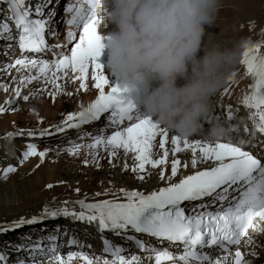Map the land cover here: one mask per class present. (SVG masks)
Returning a JSON list of instances; mask_svg holds the SVG:
<instances>
[{
  "label": "snow or ice",
  "instance_id": "obj_1",
  "mask_svg": "<svg viewBox=\"0 0 264 264\" xmlns=\"http://www.w3.org/2000/svg\"><path fill=\"white\" fill-rule=\"evenodd\" d=\"M52 3L53 0H38L32 5L27 3V0H7L10 16L0 23V35L7 34L4 39L11 41L13 37L7 20L14 21L22 56L4 65L3 71L10 72L15 68L16 72L21 74L19 82L13 87L14 97L0 104V113L16 111L18 98L27 101L29 95L22 94L21 89L33 81L43 78L45 90L47 85L51 84L59 91L62 89L59 81L62 78L67 80L70 70L73 74L71 80L79 83V89H88L90 85L87 81L91 72V87L98 90L95 99L87 107L81 106L79 111L68 112L59 124L40 129L39 135L53 136L56 133H64L66 129L79 128L81 124L99 120L101 114L110 113L108 119L117 130L107 136H92L91 143L87 145L70 141L72 146L66 151L79 155V150L85 148L89 150L92 160L85 158L84 164L95 163L99 167L98 148L102 147L107 151L110 164L112 159L118 156L119 150L123 149L125 156L128 153L133 154L137 163L131 170L138 173V179L145 178L146 166L153 169L159 167V180L165 183L164 186L147 193L125 188L113 191L109 188L103 193H95L94 196L110 194V198L89 201L85 194L82 199L61 201L56 207L45 204L40 215L21 217L10 224H0V234L25 224H35L62 215L73 220L96 223L102 234L105 230H110L117 236L134 241L137 248L149 253V260L154 257V264H254L253 258L259 255L257 248L261 247L256 244L254 234H264V153L257 155L245 150L243 140L236 142L227 138L210 142L180 137L161 127L150 116L136 110L132 100L125 95L127 89L121 88L118 83H110L103 65L98 61L105 47V38L101 34L104 19L100 14L102 0H87L88 11L71 3L65 9L66 12L74 13L67 21L69 25L82 22L78 39L74 31H68L72 42L70 55L61 53L53 61L23 55L26 51L43 53L49 49L50 46L45 41V30L55 14L54 9L50 8ZM249 23L250 27H255L254 21ZM260 36L261 39L257 42H244L240 59L244 75L252 81L240 103L250 110V119L254 125L251 133L253 139L257 133L264 136V28L260 29ZM7 46L11 47L10 43ZM66 46L57 44L51 47ZM25 69L29 73L35 69L36 74L24 75L22 70ZM12 79L15 81L16 77ZM228 81L229 85L223 88L222 95H230L231 85L238 81L236 71L230 74ZM0 87L8 90L7 84H0ZM49 95L55 100L56 93ZM4 105H8V108ZM221 107L224 105L221 104ZM231 108V104H228L229 118L233 115ZM207 120L211 122V114ZM125 122H128L127 126L121 127ZM50 128L54 131H50ZM24 131L18 129L16 132H8L6 138L21 136ZM247 131L245 126V132ZM27 135L34 136L35 132L27 130ZM86 135L91 136V133ZM157 141L162 154L155 158L153 150L157 147ZM248 143L251 147V141ZM261 143L264 144V141ZM189 151L190 160L182 161L179 154ZM47 152V148L38 151L35 143H28L20 163L23 164L29 157L37 155L43 162ZM169 164L170 175H166ZM128 167L125 163L124 168ZM189 167L193 170L190 174H182L178 180L173 179L182 168ZM15 171L16 168L9 163L3 168V179H7L8 174ZM46 187L52 188L53 184L49 183ZM75 191L79 193L80 189L76 188ZM76 205L79 206V211L76 210ZM130 230L147 234L161 243L167 241L169 247H154L136 235H128ZM41 239H47L51 242L50 245L43 246L40 241H31L30 237H25L20 244L6 245L0 249V264H9V247L15 252L26 250L31 264H41L36 260L37 256H46L48 264H74L76 258L84 261V264H143L139 255L126 258L122 254L126 251L125 248L103 236L102 255L94 258L83 251H69L66 256L61 254L60 245L55 243L56 234H49ZM77 243L76 239L68 241L69 245ZM249 245L252 246L250 252L241 250V246L246 249ZM233 246L234 253L231 250ZM170 247L182 248V251L177 254L170 251ZM14 264L28 262L17 257Z\"/></svg>",
  "mask_w": 264,
  "mask_h": 264
},
{
  "label": "bare ground",
  "instance_id": "obj_2",
  "mask_svg": "<svg viewBox=\"0 0 264 264\" xmlns=\"http://www.w3.org/2000/svg\"><path fill=\"white\" fill-rule=\"evenodd\" d=\"M69 3L75 7H83L87 11L86 2L83 0H53L50 8L54 9L55 14L45 34L46 43L50 47L43 53L29 56L30 58L53 61L61 53L70 55V47H68V49L70 48L69 50L66 47H51L52 45L68 43L66 42L68 40V31L73 29V25H76L67 23L74 14L65 10ZM5 17L6 12L0 9V23L5 21ZM229 21L230 24H228ZM250 21L255 22L254 28L250 27ZM9 25L12 33L14 26L12 23ZM230 26L233 27L232 36L228 35ZM261 28H264V0H222V7L218 13L216 24L211 27L206 25L207 31L215 33L214 39L223 46L239 48L238 60L232 70L239 66L244 42L246 40L257 42L261 39ZM51 33H56L57 35L54 36ZM9 43L11 47L7 46ZM15 46L13 41H6L4 38L1 40L0 35V84L8 85L7 91L0 87V104H4V101L10 97H14L13 87L19 82L21 73H17L15 68H12L10 72L3 71L4 65L10 64L14 59L22 56V54L18 53ZM59 51V55L55 56L54 53L57 54ZM106 58L107 49L104 48L98 61L103 65V70L108 76L110 83L115 84L117 83L116 78L109 75L105 66ZM22 74L35 75L36 70L33 69L29 73L25 69L22 70ZM72 75L69 70V78L67 80L62 78L59 81L62 85V89L59 91L51 84L47 85L45 90L43 78L29 83L21 89L22 94L29 95V99L23 101L22 98H18L19 103L16 106V111L0 113V145H3L6 133L16 132L18 129L25 130L23 135L11 137L14 144V152L8 153L0 146V224H10L21 215L43 209L45 204L56 207L61 201L82 199L85 194H87L88 200L110 198V194L94 196L95 193H103L105 189L109 188L113 189V191L120 188H137L147 193L164 186L165 182L159 180V167L153 169L151 166H146L145 178L143 180L138 179V173L131 170L132 166L137 162L133 159L132 153H128L125 156L123 149L119 150L118 156L113 158L110 164L107 151L102 147L98 148L99 167L95 163L84 164L85 158L89 161L92 160L89 150L85 148L79 150V155L69 154L66 151L68 147L72 146L70 141L87 145L91 143L92 136L101 134L107 136L117 130L108 119L110 113L101 114L99 122L93 121L89 125H83L79 128L66 129L64 133L40 137V129L49 128L48 125L59 124L68 112L81 110V106L85 107L98 95V90L91 87L93 83L91 81V72L89 73V81H87L90 85L88 89H79V83L71 80ZM13 77H16L15 81H13ZM246 83H234L232 85L237 88ZM228 85L229 83L225 86ZM105 87L107 89V86ZM49 93H56L55 100L52 99ZM68 93L72 95H68ZM4 106L8 108V105ZM126 124H122L121 127H126ZM27 130H33L35 135L28 136ZM50 131H54V129L50 128ZM87 133H91V136L86 135ZM24 136L27 141L22 140ZM38 137L39 142L37 140ZM27 142L38 144V151L48 149L43 162L37 155L30 157L20 166H17L16 163L13 164L14 161L21 160L20 156L18 159L13 154L17 155L24 152L27 149ZM156 144L157 147L153 151L156 154L155 158H158L162 154V150L158 148V141ZM179 155L182 161L184 159L190 160L191 153L189 151ZM171 158L170 154L169 160ZM9 163L16 168V171L9 173L7 179H3V168L7 167ZM125 163L129 165L127 169L124 168ZM37 165L39 166L37 167ZM203 166L205 165H200V167ZM192 171L191 167L188 169L182 168L178 176L173 179L178 180L180 175L190 174ZM166 175H170V164L166 169ZM49 183L53 184L52 188L46 187ZM76 188L80 189L79 193L75 191ZM117 195L120 194L117 193ZM69 207L71 208L72 205H69ZM75 208L79 211L78 205ZM47 226H49V230L46 231ZM12 230H15V232L11 233ZM12 230L0 234V239L2 240L0 241V249L6 245L20 244L25 237H30L31 241H40L43 246H48L51 242L41 238H46L49 234H56L57 240L55 243L60 245L59 252L65 256L69 251H83L93 258L102 255L93 250V247L92 250H87L85 247L77 249L83 244H94L92 241L97 238L95 227L87 224L86 221L73 220L71 217L61 215L35 224H25ZM70 239H76L78 242L73 249L64 247V244ZM261 253L264 254V251H261ZM122 254L126 258H130L131 255H139L143 264H154V257L152 260L148 259L149 253H136L130 249ZM9 256V264H14L17 257L24 258L28 264H31V258L28 257L26 250L22 249L20 252H15L11 251L9 247ZM108 258L111 259V256H108ZM36 260L40 261L41 264H48V260L47 258L44 259V256H37ZM74 264H84V261L76 258Z\"/></svg>",
  "mask_w": 264,
  "mask_h": 264
},
{
  "label": "clouds",
  "instance_id": "obj_3",
  "mask_svg": "<svg viewBox=\"0 0 264 264\" xmlns=\"http://www.w3.org/2000/svg\"><path fill=\"white\" fill-rule=\"evenodd\" d=\"M105 66L121 88L138 92L142 114L180 137L214 142L229 129L207 120L239 48L219 43L222 0H102ZM207 124V127L205 125ZM14 152L11 137L0 145Z\"/></svg>",
  "mask_w": 264,
  "mask_h": 264
},
{
  "label": "rangeland",
  "instance_id": "obj_4",
  "mask_svg": "<svg viewBox=\"0 0 264 264\" xmlns=\"http://www.w3.org/2000/svg\"><path fill=\"white\" fill-rule=\"evenodd\" d=\"M228 24H230V21L228 22ZM232 30H233V27L230 26V28H229V34H228V35L232 36V32H231ZM3 38H4V37L1 36V40H3ZM68 47H69V46H66V49H68ZM70 48H71V47H70ZM70 48H69V49H70ZM69 49H68V50H69ZM54 125H56V124H54ZM50 126H51V125H50ZM40 137H41V136H40ZM22 138H23L22 140H26V141H27V138H26L25 136L22 137ZM37 140H38V142H39V137L37 138ZM37 140H36V141H37ZM36 141H35V142H36ZM35 142H29V143H35ZM27 144H28V142H27ZM37 147H39L38 144H37ZM13 155L16 156L18 159H19V156H20L21 159L23 158V152H21L20 154H17V155H15V154H13ZM29 158H30V157H29ZM29 158H28V159H29ZM26 161H27V160H26ZM17 162H18V164H17ZM14 163H16L17 166L22 165V164L20 163V160L14 161L13 164H14ZM42 207H43V206H42ZM39 208H41V207H39ZM36 209H38V208H36ZM33 210H35V209H33ZM21 216H22V215H21ZM22 217L26 218V215H25V216H22ZM20 218H21V217H19L18 219H20ZM48 228H49V226L46 227V231L49 230ZM14 232H15V230H12V231H11V233H14ZM43 240H44V239H43ZM45 258H47V257L44 256V259H45Z\"/></svg>",
  "mask_w": 264,
  "mask_h": 264
}]
</instances>
